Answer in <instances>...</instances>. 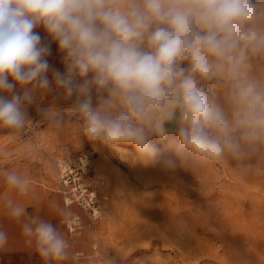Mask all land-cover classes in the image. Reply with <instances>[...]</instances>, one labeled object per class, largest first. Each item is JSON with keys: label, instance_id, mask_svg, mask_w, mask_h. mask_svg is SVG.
<instances>
[{"label": "clouds", "instance_id": "obj_1", "mask_svg": "<svg viewBox=\"0 0 264 264\" xmlns=\"http://www.w3.org/2000/svg\"><path fill=\"white\" fill-rule=\"evenodd\" d=\"M39 28L64 71L49 63ZM54 90L71 101L89 141L147 167L229 160L255 168L264 163V0H0V127L23 132L33 104L60 124V107L37 103ZM4 180L21 195L31 190L23 173L6 171ZM4 207L44 261L68 256L50 220L10 196ZM7 243L0 230V248Z\"/></svg>", "mask_w": 264, "mask_h": 264}, {"label": "rangeland", "instance_id": "obj_2", "mask_svg": "<svg viewBox=\"0 0 264 264\" xmlns=\"http://www.w3.org/2000/svg\"><path fill=\"white\" fill-rule=\"evenodd\" d=\"M54 49L55 67L64 71L56 43ZM37 103L60 107L64 119L49 124L33 104L28 111L34 122L23 132L0 127V199L10 196L29 214L52 216L68 234L60 223L64 207L55 162L87 155L105 180L109 200L105 218L78 237L86 239L83 248L94 242L117 264H264V163L247 169L225 160L174 172L147 167L89 141L71 101L58 91ZM153 143L161 150L167 145ZM6 171L25 174L29 193L10 189Z\"/></svg>", "mask_w": 264, "mask_h": 264}, {"label": "built area", "instance_id": "obj_3", "mask_svg": "<svg viewBox=\"0 0 264 264\" xmlns=\"http://www.w3.org/2000/svg\"><path fill=\"white\" fill-rule=\"evenodd\" d=\"M58 192L64 212L60 219L71 238L80 237L87 227L101 222L107 214L108 194L105 180L97 173L91 158L81 155L74 159L62 157L55 162ZM72 248V244H69ZM79 253L81 255L75 256ZM101 248L92 242L90 250L77 248L73 251L74 264H117L107 261Z\"/></svg>", "mask_w": 264, "mask_h": 264}, {"label": "crops", "instance_id": "obj_4", "mask_svg": "<svg viewBox=\"0 0 264 264\" xmlns=\"http://www.w3.org/2000/svg\"><path fill=\"white\" fill-rule=\"evenodd\" d=\"M44 37L46 42L51 43L52 53L48 57L49 63L54 67L56 65V53L54 49L55 42H51L50 38L44 32L43 28L36 29ZM51 77V74H49ZM41 98H37L39 100ZM4 201L0 199V230H4L8 234V243L5 247L0 248V264H74L72 260L73 251L77 248H83L86 239L84 238H71L68 234L59 226H57L54 218L50 215H41L43 218L48 219L57 226L63 233L65 239L72 244V248L68 249V256L63 260L44 261L43 258L37 253L34 245H29L26 242V238L22 234L21 225L22 220L17 221L9 218L8 212L3 208Z\"/></svg>", "mask_w": 264, "mask_h": 264}]
</instances>
